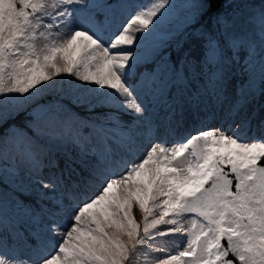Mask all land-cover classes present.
<instances>
[{
    "label": "snow or ice",
    "instance_id": "6c2138e0",
    "mask_svg": "<svg viewBox=\"0 0 264 264\" xmlns=\"http://www.w3.org/2000/svg\"><path fill=\"white\" fill-rule=\"evenodd\" d=\"M0 264H264V0H0Z\"/></svg>",
    "mask_w": 264,
    "mask_h": 264
},
{
    "label": "rangeland",
    "instance_id": "374dc122",
    "mask_svg": "<svg viewBox=\"0 0 264 264\" xmlns=\"http://www.w3.org/2000/svg\"><path fill=\"white\" fill-rule=\"evenodd\" d=\"M137 215H138V213H137Z\"/></svg>",
    "mask_w": 264,
    "mask_h": 264
}]
</instances>
